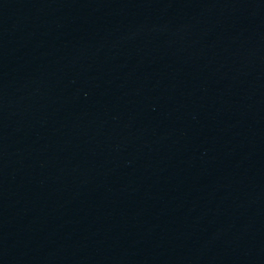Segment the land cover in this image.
I'll return each mask as SVG.
<instances>
[{"label":"water","instance_id":"water-1","mask_svg":"<svg viewBox=\"0 0 264 264\" xmlns=\"http://www.w3.org/2000/svg\"><path fill=\"white\" fill-rule=\"evenodd\" d=\"M0 264H264V0H0Z\"/></svg>","mask_w":264,"mask_h":264}]
</instances>
